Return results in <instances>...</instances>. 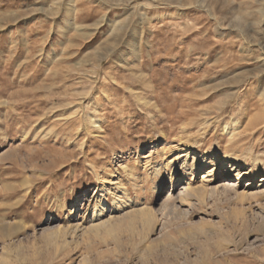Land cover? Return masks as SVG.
I'll return each mask as SVG.
<instances>
[{
	"label": "rangeland",
	"instance_id": "rangeland-1",
	"mask_svg": "<svg viewBox=\"0 0 264 264\" xmlns=\"http://www.w3.org/2000/svg\"><path fill=\"white\" fill-rule=\"evenodd\" d=\"M263 179L264 0H0V264H264Z\"/></svg>",
	"mask_w": 264,
	"mask_h": 264
},
{
	"label": "bare ground",
	"instance_id": "bare-ground-1",
	"mask_svg": "<svg viewBox=\"0 0 264 264\" xmlns=\"http://www.w3.org/2000/svg\"><path fill=\"white\" fill-rule=\"evenodd\" d=\"M126 27V26H125ZM121 30H123V29H121ZM127 30V29H126ZM94 111H96V109L94 110ZM95 116V115H94ZM194 147L195 146H193V147H190V148H188V150H191V151H193L194 150ZM215 150H217L218 151V149H217V147H216V149ZM190 155H191V153H187L185 156H183L184 158H183V167L185 166V171L183 172L184 173V178H188V177H192V178H195V177H197V175L199 174V172H202V170L204 169V167L206 166V164H207V157H205V156H203V157H199L198 155H195L194 156V160H193V162L192 163H189V157H190ZM215 161H217V159L216 160H214V162ZM240 160L239 159H230V158H226V160H225V169L226 170H236L238 167H240ZM126 168V167H125ZM214 171H215V169L213 168V170L212 171H210V172H206V173H204V176H202L201 177V181L202 182H205L211 175H213V173H214ZM251 173V172H250ZM245 177V174H243L242 172H240V171H238L237 173H236V181H239V180H241L242 178H244ZM183 183H185V182H182V184ZM261 183H263V185L261 186L263 189L261 190V194H264V179L261 181ZM207 184V183H206ZM226 186V185H225ZM228 186H233V184H228ZM171 187L174 189V187H175V184H174V178H173V180H172V185H171ZM194 186H192V184L191 183H188V185H184V187H181L182 189H180V188H178L177 190H179L180 189V192H179V194H178V197L176 198V199H178L179 200V202H180V205L182 204V206H184V207H186V206H188V201H189V197H190V195L193 193V192H199L200 190H198V188L197 189H195V188H193ZM230 187H225L224 188V191H227V192H235V188H230ZM200 188V187H199ZM203 189H204V187H202ZM202 188H200L201 189V191H202ZM195 194V193H194ZM200 194V193H199ZM202 194V193H201ZM193 195V194H192ZM247 195H249L248 194V192H244V193H242L241 194V196H247ZM240 196V197H241ZM176 201V200H175ZM116 203H118V201L116 202ZM165 203V202H164ZM120 206H119V209L118 210H120L121 212L122 211H124V208L126 207L125 205H126V202H124V201H119V203H118ZM169 204V203H168ZM174 205V204H173ZM107 209H108V205L107 204H101L100 205V208L97 210V211H95L94 212V215H93V217L90 219V221H89V223H90V226H92L93 228H98L99 227V229H100V227H105V226H107L111 221L114 223L115 221H113V219H114V217H112V215L115 213L114 212V210L112 211V210H110V212H108L107 211ZM114 209H115V207H114ZM125 210H126V208H125ZM142 211H144V210H146V209H141ZM117 211V210H116ZM137 212V211H136ZM139 212H140V210H139ZM108 213V214H107ZM118 213V212H117ZM124 213V212H123ZM134 213V212H133ZM142 213V212H141ZM127 214V213H126ZM135 214V213H134ZM139 214V213H138ZM109 215V217L107 218V219H105V217H107ZM130 215H132V213H130ZM130 215H128V216H130ZM140 215V214H139ZM138 215V216H139ZM142 215V214H141ZM126 216V215H125ZM132 216H134V215H132ZM135 216H136V214H135ZM144 215H142V218H144L143 217ZM122 217L124 218V216L122 215ZM121 217V218H122ZM130 218V217H129ZM135 218V217H134ZM139 217H137V219H138ZM155 217L154 216H152V215H150V214H148V216L146 217V224H147V230H144V237H143V239H142V244H145L147 241H148V236H149V233H152L155 229H153V225L156 223V220L154 219ZM137 219H135V221H137ZM118 220H120V219H118ZM132 220V219H131ZM130 220V221H131ZM143 220V219H142ZM134 221V222H135ZM138 222V221H137ZM117 223V222H116ZM119 223H121V221L119 222ZM128 223H129V221H128ZM118 224V223H117ZM130 224V223H129ZM131 225V224H130ZM133 225H134V223H133ZM133 225H131V226H133ZM109 227H110V225H108ZM135 226V225H134ZM109 227L107 228V229H109ZM132 228V227H131ZM77 229H79V227L77 228ZM106 229V230H107ZM110 230H111V228H110ZM135 230V229H134ZM133 230V231H134ZM97 231V230H96ZM86 232V231H85ZM88 232V231H87ZM67 234V233H66Z\"/></svg>",
	"mask_w": 264,
	"mask_h": 264
}]
</instances>
